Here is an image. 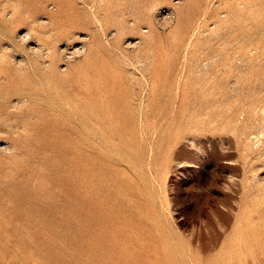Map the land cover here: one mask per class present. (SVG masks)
I'll list each match as a JSON object with an SVG mask.
<instances>
[{"label": "rangeland", "instance_id": "1", "mask_svg": "<svg viewBox=\"0 0 264 264\" xmlns=\"http://www.w3.org/2000/svg\"><path fill=\"white\" fill-rule=\"evenodd\" d=\"M0 264H264V0H0Z\"/></svg>", "mask_w": 264, "mask_h": 264}, {"label": "bare ground", "instance_id": "2", "mask_svg": "<svg viewBox=\"0 0 264 264\" xmlns=\"http://www.w3.org/2000/svg\"><path fill=\"white\" fill-rule=\"evenodd\" d=\"M27 33H28V32H27ZM27 33H26V35H27ZM82 47H83V45H82ZM79 49H80V48L77 47L75 50L73 49V52L75 53V52H77V51H80L81 49H80V50H79ZM66 50H67V49H66ZM82 50H83V49H82ZM72 54H73V53H72ZM73 55H75V54H73Z\"/></svg>", "mask_w": 264, "mask_h": 264}]
</instances>
